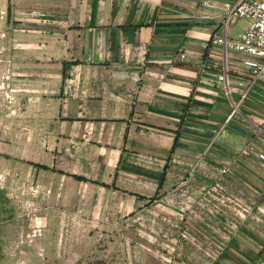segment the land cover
I'll list each match as a JSON object with an SVG mask.
<instances>
[{"label":"crops","instance_id":"0c3cea01","mask_svg":"<svg viewBox=\"0 0 264 264\" xmlns=\"http://www.w3.org/2000/svg\"><path fill=\"white\" fill-rule=\"evenodd\" d=\"M230 2L2 0L0 55L12 63L0 86L12 87L13 111L0 113V228L10 183L44 216L154 203L197 224L212 217L219 179L244 207L205 222L204 254L188 262L264 264V72L211 41Z\"/></svg>","mask_w":264,"mask_h":264},{"label":"rangeland","instance_id":"374dc122","mask_svg":"<svg viewBox=\"0 0 264 264\" xmlns=\"http://www.w3.org/2000/svg\"><path fill=\"white\" fill-rule=\"evenodd\" d=\"M3 4L0 0V40L2 11H8ZM7 37L9 34L5 32L6 41ZM3 63L11 64L12 56L0 55V64ZM5 76L11 79L12 72H6ZM2 91L0 86V113L5 107L11 114L12 87L7 84L4 94ZM261 154L264 151L259 152L264 161ZM261 168L264 176V167ZM9 169L11 172L7 174L13 175L16 167L10 165ZM245 169L251 172L249 167ZM10 185L13 188L7 194L15 200V206L12 213L2 216L5 223L0 228V264H190V253L204 254V247L199 245L209 236L210 227L205 222L220 223L221 214L235 220L238 210L244 207L236 193L238 188L224 186L218 179L207 188L214 193L213 213L210 212L213 218L206 221L203 214L197 217V224L192 222L194 219L190 221L188 213H174L154 203L125 215L94 214L91 208H85L90 213L44 216L35 214L18 200L27 194L19 184ZM240 187L243 190V184Z\"/></svg>","mask_w":264,"mask_h":264},{"label":"built area","instance_id":"2783aa9c","mask_svg":"<svg viewBox=\"0 0 264 264\" xmlns=\"http://www.w3.org/2000/svg\"><path fill=\"white\" fill-rule=\"evenodd\" d=\"M237 18L249 21L246 28L232 38L229 27ZM211 41L223 45L226 53L229 49L245 53V63L257 76L264 72V0H231L223 19L222 32L215 34ZM220 78L227 80V72L222 73ZM261 157L264 158V154Z\"/></svg>","mask_w":264,"mask_h":264}]
</instances>
